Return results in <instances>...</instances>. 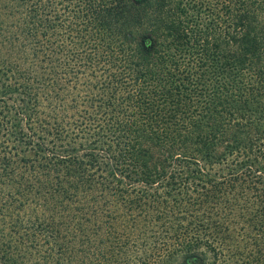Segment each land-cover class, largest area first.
Returning <instances> with one entry per match:
<instances>
[{
    "label": "trees",
    "instance_id": "trees-1",
    "mask_svg": "<svg viewBox=\"0 0 264 264\" xmlns=\"http://www.w3.org/2000/svg\"><path fill=\"white\" fill-rule=\"evenodd\" d=\"M0 264H264V0H0Z\"/></svg>",
    "mask_w": 264,
    "mask_h": 264
}]
</instances>
